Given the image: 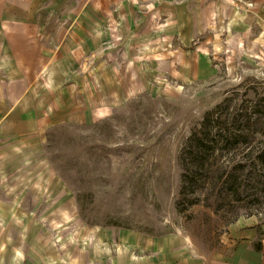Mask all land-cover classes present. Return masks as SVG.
I'll use <instances>...</instances> for the list:
<instances>
[{
  "label": "rangeland",
  "instance_id": "374dc122",
  "mask_svg": "<svg viewBox=\"0 0 264 264\" xmlns=\"http://www.w3.org/2000/svg\"><path fill=\"white\" fill-rule=\"evenodd\" d=\"M130 15L0 79V264H264V0Z\"/></svg>",
  "mask_w": 264,
  "mask_h": 264
},
{
  "label": "crops",
  "instance_id": "0c3cea01",
  "mask_svg": "<svg viewBox=\"0 0 264 264\" xmlns=\"http://www.w3.org/2000/svg\"><path fill=\"white\" fill-rule=\"evenodd\" d=\"M205 1L211 0H0V79L7 68L19 78L24 67H33L39 75L49 64L48 54H58L63 59L64 55L69 56L67 53L73 54L75 47L86 48L84 40H92L98 47L102 40L101 24L130 23L133 9L202 8ZM89 8L101 11L91 20L92 29L82 27L90 22L84 12ZM172 13L175 12L172 10ZM180 22H184L182 15ZM18 86V94L12 95L13 107L21 100ZM0 103L1 119L6 114L3 93H0ZM29 114L33 115L31 110ZM29 116L26 118L31 120Z\"/></svg>",
  "mask_w": 264,
  "mask_h": 264
},
{
  "label": "trees",
  "instance_id": "16d2710c",
  "mask_svg": "<svg viewBox=\"0 0 264 264\" xmlns=\"http://www.w3.org/2000/svg\"><path fill=\"white\" fill-rule=\"evenodd\" d=\"M202 137H200L199 139H197L198 143H201L202 141ZM196 154V153H195ZM194 154V155H195ZM256 159L259 161V163L261 165H264V146L260 149V151H258V153L256 154ZM256 246H254V250H258L259 249V245L255 244Z\"/></svg>",
  "mask_w": 264,
  "mask_h": 264
}]
</instances>
